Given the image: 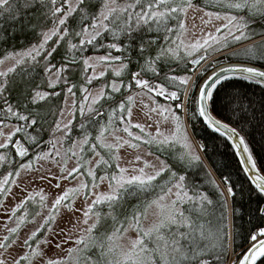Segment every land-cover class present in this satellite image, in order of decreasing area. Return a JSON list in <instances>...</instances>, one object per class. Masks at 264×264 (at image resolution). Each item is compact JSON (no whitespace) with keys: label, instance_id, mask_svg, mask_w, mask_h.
<instances>
[{"label":"snow or ice","instance_id":"snow-or-ice-1","mask_svg":"<svg viewBox=\"0 0 264 264\" xmlns=\"http://www.w3.org/2000/svg\"><path fill=\"white\" fill-rule=\"evenodd\" d=\"M90 3L91 0H0V16L7 14L15 20L16 13L21 8L28 11L39 5L44 22L51 24L46 30L39 32L41 40L38 44L0 57V65L12 62L6 70H0V136L4 137L3 142H0V149H15V155L23 161L14 174L8 172L0 178V196L11 194L12 185H17L16 178L20 177L22 170L30 172L34 170L35 165L40 164V168L35 169L39 172L43 168L42 161L56 165L59 175L41 174L39 180L46 181L56 189L62 187L63 181L77 182L75 186L65 187L56 194L50 206L47 203L48 193L41 189L35 195L28 193L12 207L8 220L15 217L16 226L7 228L10 235L18 233L25 222L36 223L37 218L41 220L23 241V245L30 249L31 259L29 254L20 255L19 259L14 260V264H21V261L25 260H28L29 264L36 260H43V264H226L229 215L235 217L242 211L234 203L229 204V200L236 196V191L227 178L224 180L228 185L227 198L216 182L208 179L207 182L219 192V199L214 201L207 192L199 189L196 184L189 183L186 175H178L166 162L160 160L157 166L143 156L136 155L127 162L128 166H123L119 152L125 146L133 150L139 149L141 143L156 145L161 149L180 145L183 151L179 152L177 159L181 162L187 160L189 164L198 163L199 156L192 150L187 129L177 111H186L187 102H193L196 110L192 115L200 118L213 132L238 141L233 143V147L241 149L246 155V160H241L245 165L243 171L247 175V165L251 166L253 174L248 176V179L256 191L264 195V175L260 174L244 136L240 135L243 129L238 131L236 127L231 126V122L225 123L213 115L218 86L234 78L264 85V70L230 66L220 68L200 82L201 76L212 66L207 62L213 54L242 41L264 37V28L257 29L254 26L258 21H264V0H215L214 3L207 4L208 7L225 9L223 13L206 11L200 0H98L95 11L89 10ZM190 10L203 12V16L199 18L203 27L199 30L204 35L202 39L186 44L182 37L188 31L185 17ZM70 19L78 21L76 28L72 27ZM214 20L225 23L215 27L214 32H206L205 29ZM170 21L176 23L170 25ZM192 27L195 29L197 25L193 23ZM153 31H162V39L168 43L160 44V37L146 40L145 35ZM2 32L3 28L0 26V33ZM75 38H79L78 43L72 42ZM62 41L67 44L68 52L73 55L57 67L52 62V57ZM153 45L159 49L157 54L145 56ZM89 48L104 49L105 54L81 56L77 59L76 53L82 54ZM133 50H138L139 55L145 58V64L140 71L131 73L129 83L112 80L101 85L96 92L87 87L107 76L109 71L115 77H122L131 64L125 53ZM113 52L119 55H113ZM229 55L240 56L245 62H257L264 66V40ZM187 57H192L187 60V63L192 65L189 71L195 72L199 68V72L196 73L195 79L191 76H167L168 83L178 90L170 91L165 85L142 78V73L149 70L154 76H159L156 65L162 59L180 60ZM37 58L47 62L44 64V72L48 76L49 88L55 89L60 83L67 85L65 96L73 98L72 105L67 112L61 109L60 114L62 117L71 115L73 119L75 116L72 108L77 106L74 91L76 85L68 82L66 73L72 71V64L82 63V71L86 75L84 84L80 85L82 98L77 110L84 118V122L80 124L83 135L80 139L72 141L71 146L62 155L57 144L63 147L64 138L69 137L71 132L73 119L67 120L66 123L57 121L53 132H60L62 135L45 141L50 147L36 151L34 156L26 160L25 158L30 156L29 149L21 139L13 140V137L23 133L35 148L39 149L40 142L28 133V129L38 121L35 118L30 119L29 115L19 109L26 107L27 103L37 104L46 101L50 96L60 94L55 91L36 90L30 98L17 100L15 104L9 99L7 93L11 83L10 75L21 65L39 63ZM219 62L213 61L215 64ZM97 68L103 70L97 71ZM133 85L141 91L135 96L127 95L110 110L103 108V102L113 99L112 94L121 93L122 89L130 91ZM142 96L147 97L155 106H150L143 99H139V103L149 112L157 113L162 118L156 124L154 133L147 132L144 124L133 123L131 119L137 98ZM155 97L175 103L161 105L155 102ZM245 104L250 107V102L243 94L223 98V106L232 112L237 124L247 123L248 108ZM105 116L107 120L101 122ZM12 119L22 123H5V120ZM169 120L173 127L162 129L160 125ZM86 124L99 125L94 137L88 132ZM8 127L12 130L5 133L4 129ZM147 127L151 128L152 125L148 124ZM132 129H138L139 134ZM119 132L126 133L128 138L120 136ZM98 149H102L103 154ZM85 151L91 155H84ZM146 155L152 153L148 152ZM73 158L75 166L69 169L67 165ZM156 159L159 160V157ZM5 160L6 157L0 155V162ZM48 171L51 172L50 169ZM166 173H170L168 178L158 182ZM53 179L56 180L54 185ZM105 183L107 191H99L100 186ZM36 196L39 197L40 210L32 211L28 207L29 201L35 206ZM78 197L85 200L83 208L75 207ZM130 198L136 199L137 203L129 205ZM0 207H3V201H0ZM62 208L73 215L79 213L83 217L82 220L77 218L76 224L86 227L75 228V224L73 225L79 233L75 238L70 233H65L64 229H60L58 233L53 230ZM258 211L264 216V208ZM130 232L135 233L134 238L128 235ZM41 233L43 237L37 239ZM49 233L68 236V239L55 244L56 248L66 252L65 256L56 259L46 257L40 245L47 246L50 243L47 239ZM10 235L0 239V249L11 247L7 243ZM262 237L264 228H259L250 235L251 247L238 257L239 264H257L258 260L264 258ZM34 240L35 247L30 244V241ZM124 241L126 243H123ZM68 243L73 246L63 248V245ZM0 264H6V260L0 259Z\"/></svg>","mask_w":264,"mask_h":264},{"label":"trees","instance_id":"trees-1","mask_svg":"<svg viewBox=\"0 0 264 264\" xmlns=\"http://www.w3.org/2000/svg\"><path fill=\"white\" fill-rule=\"evenodd\" d=\"M97 1L98 0L93 1V7L94 3ZM93 7H90L89 10L92 11ZM16 16L17 19L15 20L9 18L7 14L0 16V26L3 28V32L0 33V57L8 52L22 49L35 42L40 26H42V24H50V22H44L43 13L39 5L28 11L21 8L19 12L16 13ZM70 24L73 28L78 26L77 20L70 19ZM254 26L257 29H262L264 28V21H258ZM260 40H264V37L230 50L225 54V59L245 61L240 56L229 54L241 52V50L250 45H255L257 41ZM237 45H239V43L234 46ZM72 55L73 53H69L67 49H63L61 43L57 51L53 54L52 62L57 66L61 65V63L71 59ZM252 63L262 66L257 62ZM186 67V64H183L182 67H178L179 72L177 73L186 71ZM42 68L43 66L40 64L34 71L31 67L23 68L17 70L14 76L11 75V83L7 95L13 104H15L17 100H24L25 97L30 98L35 90L43 89L47 92L55 91L60 93L61 88L56 87L55 89H51L44 84V73ZM71 68L72 72L75 74L71 77L70 81L77 86L80 82V78L76 75L79 63L72 64ZM158 71L161 73L163 69L159 68ZM160 83L164 84L163 81ZM237 94H243L250 102V107L248 104H245V107L248 108L246 113L247 123L237 124L235 122L236 118L233 116L232 112L223 106V98ZM215 95L217 103L213 114L227 123L231 122V125L236 127L238 131H240L241 128L243 129V131H240V134L244 136L257 167L264 174V85L249 83L234 78L226 80L222 85L218 86ZM60 98L61 94L53 95L49 97L47 102L40 101L39 104H31L25 101L27 106H22L19 109L24 114L29 115L30 119H37L38 123L28 129V133L31 136H35L36 140L40 142L39 149L45 146L44 142L47 141L49 136L51 124L54 119V111L59 107ZM230 107L229 105V108ZM186 110L190 134L199 143L200 148L203 146L201 153L205 162L198 154H196L199 156L198 163L189 164L187 160L181 162L177 159L179 152H181L178 146L168 149H157V147H152L151 151L161 157L178 175H186L189 183L196 184L199 189L207 192L214 201L219 199V192L207 182L208 179L214 180L219 186V190L223 191L224 197L227 198L226 195H228V193L226 192L228 185L224 183L225 178H227L228 182L236 191V196L229 200V204L231 205L234 203L236 207L242 210L240 213V220L239 217L237 219V216H230V244L232 247L234 245L241 247L245 245L241 240L247 239L246 235L249 231L264 223V220L259 216L258 212V209L264 206V195H260L247 179L239 164L235 151L228 140L219 133L213 132L203 124L198 117L192 115V113L195 112V103L187 102ZM11 122H15L16 124L22 123L15 119H12ZM15 138L21 139L22 143H24L27 148L35 149L32 141L25 137L23 133H18ZM219 148H223V151L221 152ZM9 150V154L11 155L10 158L17 160L14 152L11 151V147ZM168 175H170V173H166L158 182L166 180ZM221 185L225 186L226 192L222 190ZM132 202L128 200L129 205H133ZM134 202V204H136L137 200ZM246 246L247 245H245L244 248ZM257 264H264V258L258 260Z\"/></svg>","mask_w":264,"mask_h":264},{"label":"rangeland","instance_id":"rangeland-1","mask_svg":"<svg viewBox=\"0 0 264 264\" xmlns=\"http://www.w3.org/2000/svg\"><path fill=\"white\" fill-rule=\"evenodd\" d=\"M93 1L94 0H91L90 7H93V5H92ZM97 2L94 3V7L92 8V11H95L96 6H97ZM210 2L214 3L215 0H200L201 5L205 6L206 11H220L221 13H223L225 11V9H222L219 7H215V8L214 7H208L207 4ZM201 16H203V12H201V11H195L194 12V11L190 10L187 13V17H185V21H186V26L188 28V31L182 37L186 44H191V43L195 42L197 39H202L204 33L199 30L200 28L203 27V25L201 24V21L199 19ZM194 17H195V19H193ZM205 19H207V17H205ZM77 23H78V21H77ZM169 23H170V25H174L176 22L170 21ZM193 23H195L197 25V28L193 29V27H192ZM222 23H225V21L214 20L212 22V24H209L207 26L205 31L206 32H214L215 27L219 26ZM50 26H51L50 24L49 25L42 24V26H40L39 32L42 30H46L47 27H50ZM39 32H38V36H37V39L35 42L31 43L30 45H28L22 49H18L15 51H22V50H25V49L31 47L34 44H38L41 40V36L39 35ZM163 35H164V33L162 31L159 33L153 31V32L147 33L145 35V39L147 40L150 38L160 37L159 43L164 45V44H167L168 42H166L162 39ZM78 39L79 38H75V39H73L72 42L78 43ZM255 39H258V38H255ZM255 39H250L247 41L245 40L243 42H240L239 44L240 45L247 44L249 42L254 41ZM106 42H110V41H106ZM51 43L52 42H50V44ZM61 43H62L63 49H67V44L63 41ZM237 46L229 47V48H226V49H224L218 53L213 54L211 57H209V60L207 63H211L213 65V62H212L213 58H216L217 56H221V57L223 56L225 59V54L227 52H229L231 49L236 48ZM158 51H159V49L157 48V46L153 45L149 49V51L145 54V56H148V55L155 56ZM11 52H14V51H11ZM8 53H10V52H8ZM8 53H6V54H8ZM104 54H105L104 49H91V48H89V49L85 50L82 54L76 53V56H77V59H80L81 56H100V55H104ZM5 55H3V56H5ZM113 55H119V53L113 52ZM3 56H1V57H3ZM125 56H127L131 60V64L129 65L128 69L125 71V73L123 74L122 77H119V78L115 77L112 75L111 71H109L107 76H105L101 80L94 81L92 85H87V87H89L93 92H96L99 90L101 85H103L106 82H110L112 80H117V82H119L120 80H123V82L125 84L129 83L131 81V73L141 70V67L144 66V64H145V58L141 57L139 55L138 50L126 52ZM191 58L192 57H187L185 59H180V60L162 59L156 65L157 69H159V68L163 69V71L160 73L159 76H154L153 73L149 70V71H145L144 73H142V78L147 79L152 83H157V82L160 83L161 81H163L164 84L163 83H160V84L167 86L170 91L178 90L177 87L168 83V81L166 80V77L170 76V75H175L178 77L191 76L192 79H195L196 73L199 72V68H197L195 70V72L189 71V69L192 68V65L188 64L187 60L191 59ZM37 59H38L39 63H35V64L26 63L24 65L19 66L16 69V71L23 69V68H30V67L33 68V71H34L35 68H38L39 65L41 64V66H43L42 69H43V73H44V75H43L44 84L48 85V76L44 72V64L47 62L41 60L40 58H37ZM225 61H229V60L225 59ZM11 64H12V62L8 61L4 65H0V70H6L7 67L11 66ZM183 64L187 65L186 71L177 73V72H179L178 67H182ZM59 66L60 65H58L57 67H59ZM205 66H207V65H205ZM82 68H83L82 63H79V68H78V70H76V75H78V77L80 78V82L74 88V91L76 92L75 99L77 100V106L72 108V112L74 113L75 119H73V117L71 115H67V114L63 117L61 116L60 110L64 109L67 112V110L69 109V106L72 105V99L73 98L71 96H67V97L65 96L67 85H65L64 83H60L57 85V87L61 88L60 89L61 98H60L59 107L56 108L54 111V119H53V122L51 124V130L49 131L50 133H49V136L47 138V141H49L53 137H60L62 135L60 132H53V129L55 128L57 121H63L66 123L67 120L73 119V126L71 129V132L69 134V137L64 138L63 147H61L60 144H57V147L60 148L62 155H63L64 151L71 146L72 141H76V140L80 139L83 135V130L80 128V124L82 122H84V118L80 116V114L77 110L78 105H79V101L82 98L81 92H80V85L84 84V82H85L84 77L86 75L85 73H83ZM101 70H103V68H97V71H101ZM15 73H13L11 75L14 76ZM74 74L75 73L72 71L69 73H66V75L69 77L68 82L70 84H72L70 79L72 76H74ZM11 75H10V77H11ZM10 77H9V80L11 79ZM38 91L47 92L43 89H40ZM140 91L141 90L135 88L134 85L130 91H124L122 89L121 93L112 94L113 95L112 100L103 102V108L105 110H110L111 108H113L117 104H119L121 99H123L127 95L135 96V94L137 92H140ZM181 98L183 99V96H181ZM139 99H143L144 102L150 104V106H155L151 101H149L147 99V97L142 96L140 98H137L136 105L133 107V114H132V118H131L132 122L144 124L147 132L154 133L155 128H156V124L162 118L157 113L149 112L148 109L143 106V104L139 103ZM154 100L156 103H159L161 105H166V104H173L174 105V103H175L172 101H165L161 97H155ZM47 101H48V99L44 102H47ZM37 104H39V103H37ZM177 111H178V114L182 117V120H183L185 127L187 129V135H188L189 141L191 143L192 150L195 152V154H198L200 156V158H202V160L205 162L204 157L202 156V153H201L202 150L199 146V143L190 134V130L188 127V121H187V110L186 111L177 110ZM149 117H151V119H149ZM97 119H101V118H97ZM106 120H107V116L103 117L101 122H105ZM11 121L5 120V123H7L9 125L16 124L15 122H11ZM148 124H151L152 127L148 128L147 127ZM160 126L162 129L168 130V129H171L173 127V123L169 120L167 122H164ZM98 127H99V125H97V124H86V128L92 137H94L97 134ZM11 130H12L11 127H8V128L4 129V132L8 133ZM132 131L139 134L138 129H132ZM118 134L122 137L128 138L126 133L119 132ZM144 138L147 139L148 137H144ZM15 139H17V138L14 137L13 140H15ZM3 140H4V137L0 136V142H3ZM177 146H178V148L181 149L180 151H183V149L180 147V145H177ZM48 147H50V145L45 144V146L41 149L46 150ZM87 147L88 146L86 145L85 149H87ZM152 147L156 148L157 146L141 143L140 148L136 149V150L127 148V146H125V148L121 149L119 152V155L122 158L120 161L121 164L123 166H128V164H127L128 161L134 159V157L136 155H141L144 157V159L152 161V162L156 163L157 166H159V161L160 160L163 161V159L151 151ZM9 149H10V147L8 149H0V155H4L6 157L5 161L0 162V178H2V176L7 174L8 172H12L14 174L16 169L19 167V164L23 162L20 160V158L18 156L15 155V149H13V148H11V151L14 152V155L16 156L17 160L11 159L10 158L11 155L9 154V152H10ZM41 149H37V148L29 149L30 156L26 157L25 159L26 160L30 159L32 156L35 155L36 151H40ZM98 150H100L103 154L102 149H98ZM219 150L222 152L223 148H219ZM148 152H151L152 155H146V153H148ZM83 154L84 155H91L87 151H85V153H83ZM157 157H159V160L156 159ZM74 160H75V158H73L72 160L69 161V163L67 165L69 169L75 166ZM41 164H43V168L39 172L35 171V169L40 168V164L35 165L33 171L29 172V171H23L22 170L20 177L16 178L18 186L12 185V192L10 195L0 196V201H3V207H0V239H2V237L5 235H10L7 232L8 227H15L16 226V218L14 217L12 220H8V215L11 212L12 207H14L15 204H17L21 199L26 197L28 195V193H32L33 195H35L37 192H39L41 189H43L45 193H48L47 203L50 206L52 201L55 199L56 194L63 191V189L65 187L75 186V184L77 183L76 181H72L71 183L69 181H63L62 187L60 189H56L54 187H51L46 181L39 180L38 177L41 174L50 175L51 173H56L57 175H59L58 167L56 165L52 164L51 162L42 161ZM138 166H142V165H138ZM49 169L51 170V172L48 171ZM10 183H11V178H10ZM55 183H56V180L53 179L52 184L54 185ZM221 186H222V190H224L226 192L225 186H223V185H221ZM99 191H101V192L107 191V184L106 183L102 184L100 186ZM226 196L228 197V195H226ZM129 201L130 202L133 201L132 203L134 204L135 203L134 201H136V199L130 198ZM38 202H39V197L36 196L35 206L33 205V202L29 201V205H28L29 209L32 211L40 210ZM88 202L90 203L91 201L89 200ZM84 206H85V200L83 199V197L76 198L75 207L76 208H83ZM262 208H264V206ZM21 211H23V210H21ZM45 212H46V210H45ZM19 215H20V212L17 213V216H19ZM230 216H231V214L229 215V220H228L229 237H228L227 255L225 257V260H226V264H236L237 257L241 253V251L244 249V246L249 245L251 243L250 239H249L250 235L253 232H255L257 229L264 228V223L262 225H259L258 227L251 229L249 231V233L246 235V237H247L246 240H241V242L243 241V243H245V245H243L241 247H238V245H234L232 247L230 244V237H231V220H230L231 217ZM259 216L264 220V216H261L260 213H259ZM238 217L240 220L241 215L239 214L237 216V219H238ZM77 218H79L81 220L83 219V217L80 216L79 213H76L75 215H73V213H70L67 210L62 208L61 214L57 217L56 224L53 226L54 232L58 233L60 231V229H64L65 233H70L73 236V238H75V236L78 235L79 233L77 231H75V229L73 228V225L75 224V228L86 227V226L81 225V224H76ZM29 219H31V217H29ZM5 221H7L6 224H5ZM40 222H41L40 218H37L36 223L25 222V224L21 226L18 233L11 234L9 241L7 242L8 244L11 245V247L6 248V249H0V259H5L6 264H14V260L19 259V256L24 255V254H29V259H31L30 249L27 245H23V241L27 238L28 235L31 234L32 231H34L36 229V227L39 225ZM128 235L132 238L135 237L134 232H130ZM42 237H43V233H41L37 239H40ZM47 239L50 241V243L47 246H45L43 244L40 245V248L45 251L46 257L51 258V259H56L58 257H63L66 255V252L63 251L62 249L56 248L55 244L58 241L68 239L67 235L58 236V235H53V234L49 233L47 235ZM12 241H15V243H12ZM123 243H126V241H124ZM30 244L33 247H35L36 241L35 240L30 241ZM72 246L73 245L71 243H68V244L63 245V248L66 249V248H69ZM89 255H91V254H89ZM21 264H29V261L28 260L21 261ZM33 264H43V260H36L33 262Z\"/></svg>","mask_w":264,"mask_h":264},{"label":"water","instance_id":"water-1","mask_svg":"<svg viewBox=\"0 0 264 264\" xmlns=\"http://www.w3.org/2000/svg\"><path fill=\"white\" fill-rule=\"evenodd\" d=\"M258 38H262V37H258ZM243 45V44H242ZM234 49V48H233ZM232 50V49H231ZM199 54H197L198 56ZM216 60H219L220 62L218 64H215L213 63V65L211 67L208 68L207 72L200 78V81L201 83L203 82L204 79L207 78V76L211 75L213 72H216L218 71L220 68H225V67H230V66H241V67H255V68H258L260 70H264V67L258 65V64H255V63H252V62H245V61H241V60H229V61H225L224 57L222 56H217L216 58H213V61H216ZM212 61V62H213ZM197 92H198V87H197ZM215 115V114H213ZM218 118V117H217ZM200 119V118H199ZM220 119V118H218ZM201 120V119H200ZM223 121V120H222ZM202 122V120H201ZM225 122V121H224ZM203 123V122H202ZM227 123V122H225ZM204 124V123H203ZM206 125V124H205ZM207 126V125H206ZM232 126V125H231ZM241 135V134H240ZM225 137L228 142L231 144V146L233 147V143L236 142L238 143V141L235 140V138H232V139H229L228 137L226 136H223ZM234 151H235V154H236V157L239 161V164L242 168V170L244 169L245 165L241 163V160H246V155L242 153V150L241 149H238V148H235L233 147ZM240 153V154H238ZM247 167L249 168V173L246 175L247 179H248V176L252 175L253 173L251 172V166L250 165H247ZM260 171V170H259ZM244 172V171H243ZM245 173V172H244ZM260 174L261 175H264L261 171H260ZM249 180V179H248ZM254 186V185H253ZM264 238V237H262ZM251 247V243L249 245H247L242 251L241 253L238 255V257L243 253V252H246L248 250V248ZM238 257H237V261H236V264H239V260H238Z\"/></svg>","mask_w":264,"mask_h":264},{"label":"crops","instance_id":"crops-1","mask_svg":"<svg viewBox=\"0 0 264 264\" xmlns=\"http://www.w3.org/2000/svg\"><path fill=\"white\" fill-rule=\"evenodd\" d=\"M258 39H259V38H258ZM255 40H257V39H255ZM255 40H254V41H255ZM252 42H253V41H252ZM249 43H250V42H249ZM247 44H248V43H247ZM239 45H240V44H239ZM239 45H238L237 47H239ZM243 45H246V44H243ZM240 46H241V45H240Z\"/></svg>","mask_w":264,"mask_h":264},{"label":"bare ground","instance_id":"bare-ground-1","mask_svg":"<svg viewBox=\"0 0 264 264\" xmlns=\"http://www.w3.org/2000/svg\"><path fill=\"white\" fill-rule=\"evenodd\" d=\"M234 52V51H233ZM201 82V81H200ZM198 87V86H197ZM197 91V90H196ZM195 110H196V105H195Z\"/></svg>","mask_w":264,"mask_h":264}]
</instances>
